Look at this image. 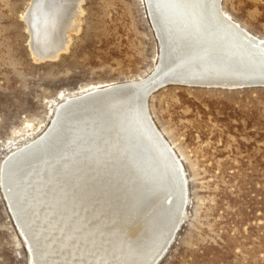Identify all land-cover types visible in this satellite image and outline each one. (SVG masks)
Listing matches in <instances>:
<instances>
[{"label":"bare ground","instance_id":"1","mask_svg":"<svg viewBox=\"0 0 264 264\" xmlns=\"http://www.w3.org/2000/svg\"><path fill=\"white\" fill-rule=\"evenodd\" d=\"M32 2V56L54 60L77 28L81 0ZM146 3L161 48L155 72L67 98L45 134L2 163V196L28 264H155L184 218L185 182L147 93L167 81L264 86V41L220 0Z\"/></svg>","mask_w":264,"mask_h":264},{"label":"rangeland","instance_id":"2","mask_svg":"<svg viewBox=\"0 0 264 264\" xmlns=\"http://www.w3.org/2000/svg\"><path fill=\"white\" fill-rule=\"evenodd\" d=\"M32 1L0 0V184L5 158L43 136L67 98L159 66L146 0H81L77 28L50 61L31 53ZM219 4L264 41V0ZM146 102L185 182L184 218L155 264H264V86L176 84ZM1 188L0 264H28Z\"/></svg>","mask_w":264,"mask_h":264},{"label":"water","instance_id":"3","mask_svg":"<svg viewBox=\"0 0 264 264\" xmlns=\"http://www.w3.org/2000/svg\"><path fill=\"white\" fill-rule=\"evenodd\" d=\"M154 29V28H153ZM155 38L158 40V37L155 35ZM159 45H160V43H159ZM173 83H176V84H179V82H173V81H167V82H163V83H158L157 85H155L148 93H147V95H146V100L148 99V97L152 94V93H154V92H156L157 90H159V89H161L162 87H164V86H167V85H170V84H173ZM5 206H6V211H7V213L11 216V214H10V211H9V209H8V206H7V204H6V202H5ZM12 218V217H11ZM13 220V219H12ZM15 227H16V225H15ZM22 239V238H21ZM23 243H24V241H23ZM25 247V246H24ZM25 250H26V248H25ZM27 252V251H26Z\"/></svg>","mask_w":264,"mask_h":264}]
</instances>
